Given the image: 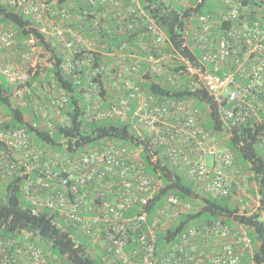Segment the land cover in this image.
Segmentation results:
<instances>
[{"label":"built area","instance_id":"1","mask_svg":"<svg viewBox=\"0 0 264 264\" xmlns=\"http://www.w3.org/2000/svg\"><path fill=\"white\" fill-rule=\"evenodd\" d=\"M175 1L184 6L192 2ZM0 3L28 15L57 45L61 69L81 87L86 120L129 125L142 141L162 148L166 163L201 191L216 198L232 195V175L239 173L234 153L202 124L203 113L194 101L159 99L143 87V74L207 93L226 124L238 126L257 117L264 96V0H231L219 12L197 15L181 42L193 59L176 49L175 54L164 51L166 36L139 0ZM111 34L119 36L115 43L109 42ZM12 49L14 64L6 59ZM42 53L33 37L17 43L15 31L0 22V80L11 86L14 106H31L34 55ZM145 59L149 67L141 72ZM67 103L66 92L55 87L38 111L32 107L49 136L55 131L52 118ZM7 119L0 112V184L21 177L22 197L31 213L47 210L57 223L72 227L91 254H100L102 264H244L242 255L251 252L244 231L236 233L218 221L184 227L158 248L159 232L192 206L169 195L150 217L147 206L161 179L146 171L141 149L115 142L75 152L42 148L25 127L6 126ZM259 145L264 148V136ZM256 200L258 204L259 196ZM235 234L236 246L196 250V241ZM0 264L64 263L28 239L0 235Z\"/></svg>","mask_w":264,"mask_h":264},{"label":"trees","instance_id":"2","mask_svg":"<svg viewBox=\"0 0 264 264\" xmlns=\"http://www.w3.org/2000/svg\"><path fill=\"white\" fill-rule=\"evenodd\" d=\"M195 1L192 0L189 6H184L180 3L178 5L175 0H139L166 36L164 51L175 54L173 49H176L179 54L194 58L189 48H181L185 29L188 24L197 21V15L211 11V0H200L194 6ZM0 22L15 31L17 43L31 37L35 39V43L43 51L42 57L47 58L48 66L44 70L47 77L51 79V84L63 89L68 96L67 105L62 108L59 115L52 118L55 131L52 136H49L32 106H14L10 99L11 86L4 80H0V105L6 106L8 115L6 126L25 127L34 142L42 148L49 146L75 152L115 142L130 149H141L140 155L145 163L146 171L153 178L161 179L160 190L154 194L147 206L150 217L169 195L178 196L190 204L197 205L177 223L170 224L159 232L158 248L161 249L166 241L173 239L184 227L200 221H218L233 230L240 225L244 226L255 248L251 254L244 257L243 263L264 264V221L261 219V213H264V156L258 151L259 141L264 136V96L261 99L257 117L248 119L238 126H232L224 123L219 107L207 93L190 92L185 86L162 81L159 75L143 74V87L159 99L194 101L208 119H204L202 124L212 133L224 137L226 147L234 155L237 153L240 159L247 163L249 181L255 191L253 196L255 198L259 196V200L257 205L252 206L251 211L240 210L231 196L213 197L185 179L179 170L166 163L162 148L152 147L146 140L142 141L129 125L115 120H86L83 116L85 101L81 87L61 69V53L57 45L47 38L39 25L28 15L1 3ZM110 36L111 43H115L119 38L115 34ZM190 44L195 50L192 40ZM18 46L20 48L21 45L18 44ZM152 52L156 53V51ZM98 61L99 59L96 60ZM148 67V60H143L141 72L146 71ZM165 67L172 70L170 64ZM38 79H40L39 72H35L30 84ZM101 95H104V92H101ZM62 117L64 120L60 121ZM35 121H38L36 127L33 126ZM22 182L21 177L15 176L0 184L2 194L0 196V235L2 237L16 235L28 239L37 246L52 251L58 261L64 264H102L100 254H91L87 241L78 236L77 238L72 227L57 223L47 210L37 214L31 213L22 197Z\"/></svg>","mask_w":264,"mask_h":264},{"label":"rangeland","instance_id":"3","mask_svg":"<svg viewBox=\"0 0 264 264\" xmlns=\"http://www.w3.org/2000/svg\"><path fill=\"white\" fill-rule=\"evenodd\" d=\"M178 5L179 3L176 2ZM195 3V2H194ZM7 26V25H6ZM34 57L37 58V66H36V71L39 72V78L37 81H34L33 83V94L30 99L31 106L38 111L40 109V106L44 101L48 99V96L51 94H54L55 87L54 84H51V79L47 77V73L45 72V67L48 66L47 63V58L42 57L41 54L39 55H34ZM8 62L14 64L15 56H14V51L13 55H10V57L7 59ZM33 75L31 76L32 79ZM0 111L3 113L4 117H7V108L5 105H0ZM203 118L206 120L207 117L203 113ZM64 117L61 118L60 121H63ZM221 140L224 142L225 138L220 136ZM258 151L263 154L264 156V148L263 147H258ZM208 163H210L211 158L208 156L207 157ZM235 166L239 169V173L232 175L233 177V191L231 195V199L235 201L239 207L240 210H243L244 207L247 208L248 202L251 203L252 199L251 196L255 194L254 188L251 186V183L249 181V172L247 171V163L242 161L238 154H235V161H234ZM0 196H2L0 192ZM252 204H256L255 202H252ZM192 208H196L197 205L195 203L191 204ZM252 210V206L248 208V211ZM263 219V216L261 217ZM77 237V236H76ZM78 238V237H77ZM77 240V239H76ZM255 247L252 245V250ZM251 250V251H252Z\"/></svg>","mask_w":264,"mask_h":264},{"label":"crops","instance_id":"4","mask_svg":"<svg viewBox=\"0 0 264 264\" xmlns=\"http://www.w3.org/2000/svg\"><path fill=\"white\" fill-rule=\"evenodd\" d=\"M231 0H211V6H210V10L211 11H215V12H219L220 10H223L227 7V5L230 3ZM177 2V1H176ZM196 22L194 23H191L188 25V27L190 26H193ZM191 33V30L189 31ZM13 51L14 49L12 50H9L7 53H6V59H8L10 57V55H13ZM14 56H15V53H14ZM34 84V83H33ZM52 88H55L53 87V85H51ZM57 88V87H56ZM1 112V111H0ZM205 119V118H204ZM220 137V136H219ZM228 173L230 175H232V171L231 169L228 170ZM251 203L248 202V204L246 205V207H244V209L248 210V208H250L251 206H253L254 204H252V202H255L256 205H257V200L254 196H251ZM263 216V221H264V213H261V217ZM246 230L244 226L240 225L238 226V228L236 230H234L236 233L239 232V231H244L246 233ZM205 242V243H204ZM239 240H238V237L235 235H231V236H226V237H214V238H210L208 239L207 241H196L195 245H196V250L197 251H200V252H213L214 250L218 249L219 247L221 246H224V245H228V246H236L238 244ZM250 254L252 253L249 252ZM249 253H244L242 255V262H244V257L247 256V254Z\"/></svg>","mask_w":264,"mask_h":264}]
</instances>
